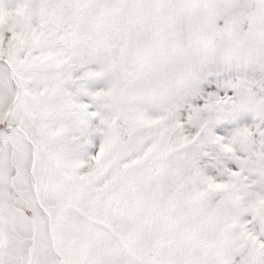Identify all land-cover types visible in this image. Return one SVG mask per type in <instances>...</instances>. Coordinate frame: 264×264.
<instances>
[{
  "label": "snow or ice",
  "instance_id": "6c2138e0",
  "mask_svg": "<svg viewBox=\"0 0 264 264\" xmlns=\"http://www.w3.org/2000/svg\"><path fill=\"white\" fill-rule=\"evenodd\" d=\"M0 264H264V0H0Z\"/></svg>",
  "mask_w": 264,
  "mask_h": 264
}]
</instances>
